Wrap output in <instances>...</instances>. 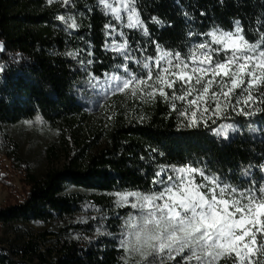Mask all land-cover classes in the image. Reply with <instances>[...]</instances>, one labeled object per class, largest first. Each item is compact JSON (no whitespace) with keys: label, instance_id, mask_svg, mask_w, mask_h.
I'll list each match as a JSON object with an SVG mask.
<instances>
[{"label":"trees","instance_id":"trees-1","mask_svg":"<svg viewBox=\"0 0 264 264\" xmlns=\"http://www.w3.org/2000/svg\"><path fill=\"white\" fill-rule=\"evenodd\" d=\"M135 7L148 30L145 35L123 27L135 61L155 57L157 46L186 56L193 46L210 43V32L233 31L237 21L249 42L264 33V0H136ZM61 15L72 17L77 27L68 28L58 19ZM119 28L98 0L68 5L0 0V135L25 120L65 127L84 118L94 82L121 72L126 63L113 50ZM134 60L127 63L136 70ZM144 116L143 121H115L105 133V148L82 163L90 146L84 144L62 169L31 177L23 201L0 208L2 226L60 228L46 233L57 236L45 249L34 239L0 246V264H124L123 251L112 238L118 221L108 218L113 213L109 206L99 212L88 209L85 197L71 193V187L103 194L158 190L153 185L157 172L171 174V166L187 164L238 187L264 179V111L244 116L229 110L207 127H185L178 112L158 96L145 106ZM221 125H232L227 139L213 131Z\"/></svg>","mask_w":264,"mask_h":264},{"label":"snow or ice","instance_id":"snow-or-ice-1","mask_svg":"<svg viewBox=\"0 0 264 264\" xmlns=\"http://www.w3.org/2000/svg\"><path fill=\"white\" fill-rule=\"evenodd\" d=\"M61 2L68 5L71 0ZM98 2L117 20L126 13V27L148 35L136 0H118L119 7L117 0ZM58 19L70 29L77 27L72 17ZM243 32L237 21L233 31L210 32V43L193 46L186 56L157 46L159 55L143 62L128 54L125 39L113 48L126 62L120 66L123 75L107 77V90L141 101L159 96L184 118L185 127H207L209 120L215 123L213 117L224 118L229 110L244 116L264 111L258 107L264 105V33L249 42ZM129 60L145 71H132ZM231 128L221 125L213 131L227 139ZM171 172L156 173L153 185L158 190L116 194L120 206L136 210L122 226L124 264H174L177 257V264H264V179L259 184L249 179L247 187H238L192 164L173 165Z\"/></svg>","mask_w":264,"mask_h":264},{"label":"rangeland","instance_id":"rangeland-1","mask_svg":"<svg viewBox=\"0 0 264 264\" xmlns=\"http://www.w3.org/2000/svg\"><path fill=\"white\" fill-rule=\"evenodd\" d=\"M57 1L60 0H54ZM115 6L119 7L118 0ZM110 15L122 28L118 29L119 39L114 41V46L126 39L123 27L127 23V14L122 12L121 20L115 19L111 13ZM158 55L159 52L156 56ZM131 70L137 73L145 71L138 63L136 64L138 71ZM114 73L123 75V71L112 72L94 82L87 98L89 107L86 116L75 124L53 127L38 120H25L5 128V134L0 135V208L23 201L31 187V177L40 179L52 169H62L65 164L78 157L84 144L89 143L90 146L81 160L82 163L86 157L105 148L107 146L105 133L115 121L123 117L128 121L144 120L145 106L153 100L141 101L126 93H112L111 90H107V77ZM177 105L180 108L181 102H177ZM70 192L85 197L88 209L99 212L103 206H109L113 213L108 218H117L118 221V229L112 238L119 247L123 222L129 214L136 211L117 203L116 194L122 192L103 194L79 187H71ZM98 200L103 202L98 203ZM52 231L60 232V228L51 225H29L19 228L0 225V246L10 247L24 240L34 239L40 241L41 247L45 249L57 236L46 234Z\"/></svg>","mask_w":264,"mask_h":264}]
</instances>
